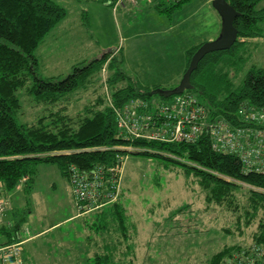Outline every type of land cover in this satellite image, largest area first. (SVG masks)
<instances>
[{"label":"trees","instance_id":"16d2710c","mask_svg":"<svg viewBox=\"0 0 264 264\" xmlns=\"http://www.w3.org/2000/svg\"><path fill=\"white\" fill-rule=\"evenodd\" d=\"M101 1L106 3L108 0ZM187 1L180 0L164 9H160L161 2L150 6H156L159 11L166 13ZM226 1L240 13L234 22L239 31L238 41L230 50L209 53L202 59L191 76L193 89L187 90V93L194 94L193 91L199 90L204 94L203 86L196 79L202 69L208 64L222 63L224 58L236 56L239 47L261 36L258 25L264 22V7L259 8V5L263 0ZM65 18V9L51 0H0V199L10 200L0 223V235L5 238V242L0 244H25L27 241L21 238L19 232L31 211L28 207L14 211L8 195L21 184L25 193L30 195L34 190L39 165H55L69 179L72 165L86 171L109 168L119 166L122 159L133 155L160 159L167 162L160 163L166 169H179L187 179L194 177L206 193L207 203L226 207L236 215V230L241 234L239 236L246 239L226 244L209 256L207 264H225L234 254L242 253L251 244L264 249V174L246 173L239 158L216 153L208 136L196 143L118 138V123L112 105L123 108L132 100H142L152 106L154 95L168 101L176 95L162 94L175 90L182 80L170 90L160 86H141L120 69V60L109 54L79 63L64 78H43L39 75L35 52ZM202 46L187 50L182 79L193 56ZM104 69L110 74L108 79L103 80ZM95 82L102 92L82 111L72 116L67 106L70 98L87 91ZM25 88L34 101L46 105L49 111L48 115L30 124L18 120L22 103L17 93ZM201 102H207L203 104L212 115H221L233 123H240L236 114L241 103L264 107V68L250 70L240 89L222 101L209 98ZM56 106L58 109L54 110L52 107ZM129 147L136 150L128 151ZM118 196L116 202L96 212L78 214L92 215L99 224L92 219L94 223L90 224L91 230L96 233L92 230V235L86 240L89 250L81 252L82 256L77 255L76 264L135 263L137 258L133 249L136 245L131 235L122 184ZM183 209L178 210V213ZM7 213H11V216L8 215L10 219L6 220ZM253 227V232L247 235L245 230ZM225 232L235 234L229 228ZM101 235L103 241L98 244L97 237ZM81 259L85 261L81 262Z\"/></svg>","mask_w":264,"mask_h":264},{"label":"rangeland","instance_id":"374dc122","mask_svg":"<svg viewBox=\"0 0 264 264\" xmlns=\"http://www.w3.org/2000/svg\"><path fill=\"white\" fill-rule=\"evenodd\" d=\"M51 1L65 9L66 18L35 52L38 73L43 78H64L79 63L109 54L116 56L120 69L141 86L170 90L182 80L178 76L168 82L171 75L181 71L187 50L217 40L222 31L213 0H189L166 13L147 5L114 13L113 7L101 0ZM159 2L160 9L172 5L163 0L155 3ZM263 7L264 0L259 5ZM129 29L133 38L127 40ZM258 31L261 36L239 47L236 56L208 64L197 75L204 94L199 90L193 93L200 101H222L240 89L250 70L264 68V22L258 25ZM103 71V80L108 79L110 72ZM101 92L95 82L70 98L68 112L75 116ZM17 95L22 103L18 116L21 123H34L48 115L47 106L34 101L26 88ZM152 99L166 101L159 95ZM52 108L57 110L58 106ZM160 163L167 164L131 155L125 164L122 186L136 245L134 264H207L209 256L226 244L246 239L236 230V215L226 207L207 203L206 193L194 177L187 179L179 169H166ZM23 188L19 185L8 196L14 211L27 207L31 211L19 232L22 239H27L23 246L27 264H76L77 255L89 250L86 240L92 235L90 224L98 225L99 221L92 215H78L69 179L55 165H39L30 195ZM185 206L189 207L183 209ZM228 228L235 234L226 233ZM254 228L246 229V234ZM97 239L101 244L103 235ZM0 242H5L1 235Z\"/></svg>","mask_w":264,"mask_h":264},{"label":"built area","instance_id":"2783aa9c","mask_svg":"<svg viewBox=\"0 0 264 264\" xmlns=\"http://www.w3.org/2000/svg\"><path fill=\"white\" fill-rule=\"evenodd\" d=\"M156 1L159 0H108L106 3L117 13L121 8L139 9ZM163 1L175 4L180 0ZM150 105L142 100H132L123 108L112 105L118 138L196 143L208 136L216 153L236 156L246 173L264 174V107L241 103L236 114L240 123H233L224 116L212 115L196 95L187 92ZM135 150L128 148V151ZM127 158L122 159L119 166L89 171L70 166L69 182L79 215L96 212L118 200ZM9 205V198L0 199V223ZM23 244H0V264H24ZM225 264H264V249L251 244Z\"/></svg>","mask_w":264,"mask_h":264},{"label":"water","instance_id":"95a60500","mask_svg":"<svg viewBox=\"0 0 264 264\" xmlns=\"http://www.w3.org/2000/svg\"><path fill=\"white\" fill-rule=\"evenodd\" d=\"M213 6L220 14L222 31L217 40L204 44L193 56L179 87L173 91L163 93L165 96L181 95L187 90H192L191 76L197 70L199 63L209 53L230 50L238 41L239 31L234 22L239 17L237 12L226 0H213Z\"/></svg>","mask_w":264,"mask_h":264},{"label":"crops","instance_id":"0c3cea01","mask_svg":"<svg viewBox=\"0 0 264 264\" xmlns=\"http://www.w3.org/2000/svg\"><path fill=\"white\" fill-rule=\"evenodd\" d=\"M212 1V0H211ZM148 6H150V5H148ZM129 31V32H128ZM127 32L129 33V35H128V37H127V40L130 38H133V34H132V32H131V30L129 29V30H127ZM185 67H186V61L183 59V61H182V66H181V71H177L176 72V75H171L170 76V78H169V80H168V82H170V83H172L173 81H175L176 80V78H179L180 76H181V78H182V76H183V73H184V70H185ZM179 76V77H178ZM178 80V79H177ZM8 215H9V213H7L6 214V216H5V218L7 219V217H8ZM43 232H45V231H43ZM42 232V233H43ZM23 259H24V257H23ZM24 264H27V261L24 259Z\"/></svg>","mask_w":264,"mask_h":264}]
</instances>
